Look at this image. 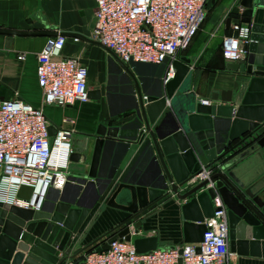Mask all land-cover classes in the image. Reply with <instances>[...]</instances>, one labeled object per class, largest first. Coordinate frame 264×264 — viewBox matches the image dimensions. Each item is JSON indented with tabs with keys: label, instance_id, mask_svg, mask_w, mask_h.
Returning a JSON list of instances; mask_svg holds the SVG:
<instances>
[{
	"label": "water",
	"instance_id": "obj_1",
	"mask_svg": "<svg viewBox=\"0 0 264 264\" xmlns=\"http://www.w3.org/2000/svg\"><path fill=\"white\" fill-rule=\"evenodd\" d=\"M252 1L239 0L231 13L240 14L241 22L251 23ZM256 7H264V0H256ZM0 32L40 33L1 28ZM228 35L235 37L237 32L230 30ZM250 37L251 42L244 45L245 57L227 59L225 66L248 77L247 90L240 102L195 104L194 94L190 93L181 94V98H189L191 103L180 107H171V101L179 98L173 95L175 89L180 93L188 90V81L180 85L187 59L174 60V76L164 82L169 58L160 64L133 60L124 63L94 40L93 43L108 51L112 66L105 93L110 116L125 112L134 116L120 126L99 124L88 168H83L79 175H68L61 191L49 188L38 209L0 200V264H79L86 248L75 246L112 180L118 185L106 204L127 213L117 224L120 230L112 239L130 240L131 224L135 233L140 227V222L133 223L134 219L174 194L180 201L189 198L180 206L183 242L198 243L205 231L204 219L213 214L212 200L219 195L227 209L230 249L242 255L264 256V197L260 196L264 195V188L258 189L260 193L248 192L231 170L242 148L264 151V25L252 23ZM116 81L118 86L114 85ZM118 89L119 93L114 92ZM100 97L99 89L88 91V98L100 101ZM54 127L53 123L48 126L49 135L54 133ZM243 154L246 152L239 155ZM80 159V153L69 155V161L79 163ZM201 165L217 169L209 178L180 192L189 186ZM150 166L155 169L152 180L145 174V168ZM210 182L212 186H208ZM52 190L54 195H50ZM31 191L30 187L22 186L17 197L28 199ZM23 230L33 236L30 241L22 240ZM109 242L105 239L96 250H107ZM133 244L137 252L158 246L155 236L134 237ZM196 251H200L199 247ZM181 263L179 258L178 264Z\"/></svg>",
	"mask_w": 264,
	"mask_h": 264
},
{
	"label": "crops",
	"instance_id": "obj_2",
	"mask_svg": "<svg viewBox=\"0 0 264 264\" xmlns=\"http://www.w3.org/2000/svg\"><path fill=\"white\" fill-rule=\"evenodd\" d=\"M238 1H206L204 22L189 46L177 56L178 59L188 60L186 73L180 83L183 85L188 81V90L186 93H180L178 88L175 89L173 95L179 98L172 99L171 107H180L181 104L188 106L191 103L189 98L187 100L181 98V94L193 93L192 101L195 104L201 103L202 99L209 100L206 105L238 104L242 99L247 90L248 77L245 73L227 70L226 60L221 54L222 39L231 30V24L241 22L240 14L231 13ZM95 6V0H0L1 29L40 32L25 35L0 32V100L17 96L28 104L42 109L47 119L56 126L64 125V119L74 122L75 131L70 136L71 148L72 153L81 154V159L79 163L69 162L68 175H79L83 168H88L96 140L95 131L99 124L105 127L120 126L134 116L132 112L110 116L109 101L105 93L112 66L108 51L93 43ZM252 7L254 10L249 24L264 25V7H256V0L252 1ZM56 34L65 37L60 55L80 57L88 71V88L100 90V101L88 98L86 101L77 100L64 107L43 104V94L36 73L37 56L48 38ZM114 85L118 86L119 82H114ZM114 92L119 93V89ZM166 102H170L169 98ZM145 169L146 178L154 179L155 169L151 166ZM231 170L244 186L254 185L255 191L260 193L258 189L264 188L263 149L256 148L250 151ZM196 183L190 182L189 186L181 188L180 192H185ZM117 185L118 183L113 180L108 184L99 198L101 202L99 208L75 248L85 246V250L95 249L105 239L116 236L120 230L116 226L127 213L107 205L106 201ZM50 195H54V190ZM260 196L264 197L263 194ZM188 200L189 198L180 201L174 194H170L146 209L133 221L140 222L134 237L155 236L157 247L160 248L184 243L180 206ZM102 235L104 237H101ZM21 238L30 241L33 236L23 230ZM225 264H264V256L239 254L236 250L230 249L228 241Z\"/></svg>",
	"mask_w": 264,
	"mask_h": 264
},
{
	"label": "built area",
	"instance_id": "obj_3",
	"mask_svg": "<svg viewBox=\"0 0 264 264\" xmlns=\"http://www.w3.org/2000/svg\"><path fill=\"white\" fill-rule=\"evenodd\" d=\"M206 1L95 0L94 40L124 63L133 60L160 64L169 58L163 77L167 82L175 73L172 62L189 46L205 20ZM230 28L237 36L223 37L222 57L225 60L242 59L246 55L244 45L251 42V25L234 22ZM64 42L63 35L51 36L37 56L36 73L44 105L64 107L77 100H88L87 68L79 56L60 55ZM200 102L208 104L209 100ZM50 124L42 109L17 96L0 100L1 201L38 209L49 188L64 186L72 152L70 136L75 131L74 122L64 119V125H55L52 135L48 133ZM215 169V166L201 165L190 182L209 178ZM212 185V182L208 184ZM22 186L31 188L30 198L17 197ZM212 203L213 214L204 219L205 231L198 243L184 242L137 252L132 226L130 240L110 238L107 250H85L79 264H178L179 258L181 264H225L228 255L226 207L219 195Z\"/></svg>",
	"mask_w": 264,
	"mask_h": 264
},
{
	"label": "flooded vegetation",
	"instance_id": "obj_4",
	"mask_svg": "<svg viewBox=\"0 0 264 264\" xmlns=\"http://www.w3.org/2000/svg\"><path fill=\"white\" fill-rule=\"evenodd\" d=\"M248 147L249 146H246V147H244V148H242L241 150L238 151L239 153L236 155L237 156V160L234 162V165L236 163H238L241 159H243L250 152V149H248ZM242 152H246V154H243L242 156H240L239 154H241ZM243 187H244L243 189H247V191L250 192V193L251 192L252 193H256V191H255L256 189H255L254 185L253 186H251V185L244 186V184H243ZM226 214H227V209H226ZM227 224H228V234H229V221H228V218H227Z\"/></svg>",
	"mask_w": 264,
	"mask_h": 264
},
{
	"label": "trees",
	"instance_id": "obj_5",
	"mask_svg": "<svg viewBox=\"0 0 264 264\" xmlns=\"http://www.w3.org/2000/svg\"><path fill=\"white\" fill-rule=\"evenodd\" d=\"M197 32H198V31H197ZM197 32H196V33H197ZM89 250H91V248L87 249V251H89Z\"/></svg>",
	"mask_w": 264,
	"mask_h": 264
},
{
	"label": "bare ground",
	"instance_id": "obj_6",
	"mask_svg": "<svg viewBox=\"0 0 264 264\" xmlns=\"http://www.w3.org/2000/svg\"><path fill=\"white\" fill-rule=\"evenodd\" d=\"M1 199H3V200H4V197H1Z\"/></svg>",
	"mask_w": 264,
	"mask_h": 264
}]
</instances>
